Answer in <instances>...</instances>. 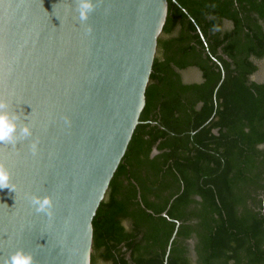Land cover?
<instances>
[{"label":"trees","instance_id":"1","mask_svg":"<svg viewBox=\"0 0 264 264\" xmlns=\"http://www.w3.org/2000/svg\"><path fill=\"white\" fill-rule=\"evenodd\" d=\"M174 1L90 264H264V0Z\"/></svg>","mask_w":264,"mask_h":264},{"label":"water","instance_id":"2","mask_svg":"<svg viewBox=\"0 0 264 264\" xmlns=\"http://www.w3.org/2000/svg\"><path fill=\"white\" fill-rule=\"evenodd\" d=\"M167 14L168 0H103L87 35L75 0H0V98L33 131L0 145L16 186L0 189V255L90 264L92 221L139 124ZM27 193L51 196L53 217Z\"/></svg>","mask_w":264,"mask_h":264},{"label":"clouds","instance_id":"3","mask_svg":"<svg viewBox=\"0 0 264 264\" xmlns=\"http://www.w3.org/2000/svg\"><path fill=\"white\" fill-rule=\"evenodd\" d=\"M103 4V0H75V12L78 14V21L85 26V33L91 35L93 28L87 22L92 13ZM108 10L105 9V12ZM27 120H21V113L12 108L8 100L0 98V145H10L15 148L18 143L29 140L33 136L32 128ZM66 123L69 121L66 119ZM31 153L35 156L39 152V139H31L29 144ZM9 189L15 192L16 186L11 180V172L3 160H0V189ZM26 198L37 214H43L51 219L54 215L53 200L51 196H40L35 193H27ZM0 264H36L31 252L24 249H17L9 256L0 255Z\"/></svg>","mask_w":264,"mask_h":264},{"label":"flooded vegetation","instance_id":"4","mask_svg":"<svg viewBox=\"0 0 264 264\" xmlns=\"http://www.w3.org/2000/svg\"><path fill=\"white\" fill-rule=\"evenodd\" d=\"M230 25L229 24H225L224 25V28H228ZM178 32H179V29L177 28V29H175V31H173V33L172 34H170V36L171 37H176L177 35H178ZM201 36V35H200ZM257 62H259V61H256L255 62V64H256V66H257ZM192 72L193 73V75H194V77H195V79H193V80H191V81H184L183 80V76H184V74L186 73V72ZM256 72V71H255ZM254 72V73H255ZM178 77H179V80H180V82H181V84H200V83H202L203 82V75H202V72H201V70L196 66V65H191V66H189V67H187V68H184V69H180V70H178ZM253 73V74H254ZM252 74V75H253ZM251 75V76H252ZM223 76H224V74L222 73V78H223ZM251 76H250V78H251ZM249 78V79H250ZM264 80V79H263ZM198 106V105H197ZM260 148H262V149H264V145L263 146H261ZM153 153H155V152H153ZM191 243V242H190Z\"/></svg>","mask_w":264,"mask_h":264},{"label":"rangeland","instance_id":"5","mask_svg":"<svg viewBox=\"0 0 264 264\" xmlns=\"http://www.w3.org/2000/svg\"><path fill=\"white\" fill-rule=\"evenodd\" d=\"M257 71L251 76V80L254 82H260L264 79V59L257 62ZM195 79L192 72H186L183 76L184 81H191Z\"/></svg>","mask_w":264,"mask_h":264},{"label":"crops","instance_id":"6","mask_svg":"<svg viewBox=\"0 0 264 264\" xmlns=\"http://www.w3.org/2000/svg\"><path fill=\"white\" fill-rule=\"evenodd\" d=\"M250 80H251V78H250ZM252 81V80H251ZM264 80H262V81H260V82H263ZM260 82H257V83H260Z\"/></svg>","mask_w":264,"mask_h":264}]
</instances>
